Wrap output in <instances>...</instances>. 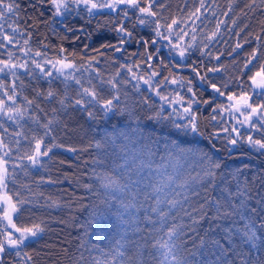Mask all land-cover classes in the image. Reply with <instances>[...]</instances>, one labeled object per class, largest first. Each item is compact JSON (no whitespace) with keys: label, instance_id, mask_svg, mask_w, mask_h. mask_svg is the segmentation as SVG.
<instances>
[{"label":"trees","instance_id":"16d2710c","mask_svg":"<svg viewBox=\"0 0 264 264\" xmlns=\"http://www.w3.org/2000/svg\"><path fill=\"white\" fill-rule=\"evenodd\" d=\"M16 3L19 14L4 24L15 41L0 48V60L26 62L0 72V98L15 94L7 105L22 113L0 114V139L10 149L6 191L25 201L14 223L43 231L20 256L8 249L0 264H170L164 242L182 264H264V150L247 141L264 140V128L250 126L247 110L236 108L243 93L257 99L249 77L264 67V0H203L202 8L201 0H156L149 19L169 39L155 35V24L140 25L135 10L125 18V5L89 14L66 0L59 18L49 0ZM173 19L169 32L164 26ZM121 25L131 37L117 31ZM84 89L119 101L105 113L87 103ZM193 117L196 132L176 127ZM37 140L41 151L56 146L33 164L27 157ZM168 175L177 178L175 192L156 193ZM110 181L123 190L103 186ZM166 196L180 203L172 207ZM245 224L255 239L244 236ZM62 238L60 252L48 255Z\"/></svg>","mask_w":264,"mask_h":264},{"label":"snow or ice","instance_id":"6c2138e0","mask_svg":"<svg viewBox=\"0 0 264 264\" xmlns=\"http://www.w3.org/2000/svg\"><path fill=\"white\" fill-rule=\"evenodd\" d=\"M41 3H44V0H40ZM49 2L53 5V7L56 10V14L59 15L61 14V9H67V3L66 0H49ZM75 3H83L85 6L88 7L89 14L92 13V9L96 8H110L112 10H116L119 8L121 5H125V8L122 9L123 11V16L125 18L128 17V11L129 9L135 10V12H138L140 15L137 16V20L140 25H145V24H155L156 27L154 29L155 35L158 38L162 39H169V36H165L163 32L160 31V21L159 20H150L149 17H156L157 12L152 10V5L153 3L156 2V0H144V4L142 5L141 0H112V3H96L95 0H73ZM200 7H204L203 0H201ZM19 4L16 3V0H0V21H3V23H0V48L6 47L4 44V41H7V44L11 45L15 41V36L10 35L7 31L4 30V24L7 23L8 17L10 15H18L19 14ZM200 8L196 9V12H199ZM196 12H194L192 15H196ZM198 18V17H197ZM178 22L177 20L173 19L170 24H166L164 27H166L169 32H171L172 26L176 25ZM8 27L12 29L13 33H16L18 31V28L13 27L12 24H8ZM118 32L124 33L125 37H131L132 33L129 32L126 28H124L123 25H121L118 29ZM215 35V33H213ZM124 42V39H121V43ZM27 43V41H25ZM145 45H147L149 42L144 41ZM152 43H156L155 40L152 41ZM173 47H176L178 49V45H174ZM117 51H120L119 48L116 49ZM187 49L184 50H178V55L180 57H184L186 54ZM39 55V53H37ZM253 58H255V52H253ZM9 56H11V53H9ZM149 59H152V56L149 54L148 56ZM251 61H249L250 63ZM59 63L63 64L62 61H59ZM0 64H3L4 67L0 68V72H4L5 68H8L9 70L15 69L17 67L24 68L26 67V62L22 64H14L11 63L10 61H4L0 60ZM36 67H41L39 64H36ZM64 67H73V65H64ZM43 71V69H41ZM59 71V70H58ZM131 71V69H129ZM47 75H51V73H46ZM156 73H153L155 75ZM134 78L135 77V74ZM259 77V80L257 79ZM138 79H143V77H139ZM167 79V78H165ZM251 80V86L253 88V93L257 96V99L253 100L252 96H249L247 93L241 94L239 97L240 100H242L244 103L242 105L243 108L247 110V115L245 116V120L250 123V126L256 127L259 125V127L264 128V67H261L260 71L256 72L255 75L249 77ZM79 83V81H77ZM110 83H112L110 81ZM145 84H149L151 87L150 81L145 80ZM173 83H176L174 80ZM215 91L220 92V89L217 88L215 84L210 85ZM4 85L0 84V88H3ZM14 87V86H13ZM113 87H115V84L113 83ZM259 89V92H256L255 90ZM191 91V89H189ZM84 94L91 97L87 101L88 104H99L103 111L105 113L112 111L114 107V101H119V95H114L111 99H100L97 96V93L95 91H91L89 89H84L83 90ZM49 96H52L53 93L49 92ZM157 95H159V92H157ZM220 95H224L223 92H220ZM4 96L6 99L0 98V114L8 116V118L11 120L13 119V113H16L17 115H22L20 113L19 106L13 108L9 107L7 105L8 101H11L13 105H15V94L13 95H8L7 91H5ZM162 99H165V97H161ZM234 97L229 96L228 99L232 100ZM26 99V98H25ZM251 101V102H250ZM29 104L32 103V101H28ZM63 103V101H61ZM84 103L83 100H77L76 104H82ZM185 111H189V109H185ZM239 111V109H238ZM244 115V113H241ZM89 115L91 116L92 113L89 112ZM253 117H256V120L253 121ZM47 127V125H45ZM176 127L179 128H186L187 130H190L192 132L197 131V126L194 122V117L189 120V123L186 126H181V125H176ZM235 130V129H234ZM248 143L253 147H259L260 149L264 150V140H253L251 136L247 138ZM41 141L37 140L36 145H35V151L33 155H30L27 157L28 160L32 161L33 164L38 163V156H47L48 153L51 151V147H55L56 145H52L51 147H46L45 150L41 151ZM231 144L235 145L237 141L235 139L230 141ZM99 147V145H97ZM0 148L3 149H8V145L3 142L2 139H0ZM74 150V149H71ZM10 149L6 150L3 152L2 155H0V190L6 189L7 184L9 182V177H8V168H7V163L8 161L5 159V157L8 156ZM212 167H219V164L216 162H212ZM208 176H213L214 173L209 170L207 173ZM176 177L172 175H168L166 177V182L162 181V185H157L154 187V191L156 193H161L164 191V188H169L171 189V193L175 192V189H173L171 186L174 182H176ZM104 187H116L117 190H123V188L116 184L114 181H110L108 183H105L103 185ZM186 184H177V187H186ZM181 193H176V195H180ZM13 195L16 197L15 202L12 201L11 196H0V200H3V204L0 205V223L6 221L7 223L5 224V228L2 232H0V235L3 236V239H0V254L5 253L8 249H15L16 250V256H20L22 246L25 244V241L29 240L30 238L38 236L42 231L43 228L39 225H33L32 227H18L14 222H13V215L18 213V207L17 205L22 206L25 201L24 199L21 198L19 192H13ZM165 200L172 206L175 207L180 201L176 199H171L168 200L167 196L165 197ZM162 201L157 198V204L161 203ZM153 211H156V209H153ZM162 218L163 215L166 214H161ZM18 218V216H17ZM12 229V230H9ZM175 228L176 226H173L172 230L168 232V237L169 240L172 239V237L175 235ZM19 235H16V234ZM243 234L244 236L251 240L255 239V232L252 230V225L251 224H245L243 228ZM160 247L164 248L166 251L162 253L165 257V261H169L170 258V264H182V262L177 259L175 252L173 251L174 245L169 244L168 242H164L163 244L160 245ZM24 260L25 261H31L32 257L29 256L27 253H24ZM3 256L0 255V262H2Z\"/></svg>","mask_w":264,"mask_h":264},{"label":"rangeland","instance_id":"374dc122","mask_svg":"<svg viewBox=\"0 0 264 264\" xmlns=\"http://www.w3.org/2000/svg\"><path fill=\"white\" fill-rule=\"evenodd\" d=\"M96 3H98V4L99 3H109L110 4V3H112V0H98V2H96ZM105 9H108V8H105ZM57 17H59V18L63 17V8L61 9V14L57 15ZM213 92L216 93L215 90H213ZM243 103L244 102H239L238 104H236V108L239 110L241 108H243L242 107ZM76 132H77V134H80L79 130L78 131L75 130L74 132H72V135L76 134ZM4 195L9 196L6 189L0 190V196H4ZM2 204H3V200H0V205H2ZM14 217H15V214L13 215V222H14ZM5 223H7V222L5 221ZM9 230H12V229L9 228ZM12 231H14V230H12ZM64 241L65 240L63 238L60 240L58 239L57 245L54 248H52L53 250H51V252H49L47 254L48 255H53V254L55 255V254L59 253L60 250L62 249L61 245H62V243H64Z\"/></svg>","mask_w":264,"mask_h":264},{"label":"water","instance_id":"95a60500","mask_svg":"<svg viewBox=\"0 0 264 264\" xmlns=\"http://www.w3.org/2000/svg\"><path fill=\"white\" fill-rule=\"evenodd\" d=\"M0 255H2V254H0Z\"/></svg>","mask_w":264,"mask_h":264}]
</instances>
